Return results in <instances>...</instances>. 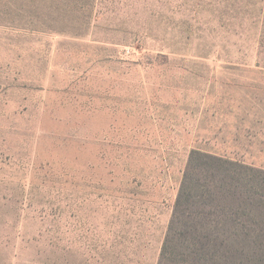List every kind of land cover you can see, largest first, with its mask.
Instances as JSON below:
<instances>
[{"label":"rangeland","instance_id":"obj_1","mask_svg":"<svg viewBox=\"0 0 264 264\" xmlns=\"http://www.w3.org/2000/svg\"><path fill=\"white\" fill-rule=\"evenodd\" d=\"M193 150L264 170V0H0V264H158Z\"/></svg>","mask_w":264,"mask_h":264},{"label":"trees","instance_id":"obj_2","mask_svg":"<svg viewBox=\"0 0 264 264\" xmlns=\"http://www.w3.org/2000/svg\"><path fill=\"white\" fill-rule=\"evenodd\" d=\"M158 264H264V170L193 150Z\"/></svg>","mask_w":264,"mask_h":264}]
</instances>
